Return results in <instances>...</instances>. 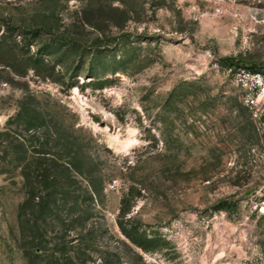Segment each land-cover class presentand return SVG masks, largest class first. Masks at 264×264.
<instances>
[{"label":"rangeland","instance_id":"obj_1","mask_svg":"<svg viewBox=\"0 0 264 264\" xmlns=\"http://www.w3.org/2000/svg\"><path fill=\"white\" fill-rule=\"evenodd\" d=\"M227 59L264 73V0H0V264H264V114ZM31 111L103 177L94 218L50 224L39 257L9 147L40 150Z\"/></svg>","mask_w":264,"mask_h":264},{"label":"trees","instance_id":"obj_2","mask_svg":"<svg viewBox=\"0 0 264 264\" xmlns=\"http://www.w3.org/2000/svg\"><path fill=\"white\" fill-rule=\"evenodd\" d=\"M27 60L34 65L39 64L38 60L32 57ZM227 62L229 67L236 65L231 59H227ZM36 116L38 113L28 112L24 131L31 133L30 140L32 143L37 141L40 150L28 156L25 145L17 140L10 142L9 147L15 156L19 153L22 155L12 160L21 168L20 176L25 189L19 220L22 229L32 223L34 234L31 253L39 257L50 224L56 222L63 228L65 223L71 222V225H77V227L73 226L74 230L85 229L89 221L94 218L103 195V177L98 164L84 152L85 148L80 139L72 140L70 138L72 136L67 135L68 130L63 124L55 125L53 130L44 122L41 126L33 125ZM51 143L54 144V148L67 151L69 158L51 152ZM128 205L129 194H126L121 200L120 216L126 214ZM222 207L228 208V205L224 203ZM27 211L31 213L28 219ZM118 225L132 243L142 245L143 239L139 240L136 233L129 231L121 220ZM92 230L93 228L90 231ZM69 263L81 264L72 261Z\"/></svg>","mask_w":264,"mask_h":264},{"label":"built area","instance_id":"obj_3","mask_svg":"<svg viewBox=\"0 0 264 264\" xmlns=\"http://www.w3.org/2000/svg\"><path fill=\"white\" fill-rule=\"evenodd\" d=\"M227 73L245 89L242 101L252 116L261 117L264 114V73L244 69L235 70L233 67H229Z\"/></svg>","mask_w":264,"mask_h":264}]
</instances>
